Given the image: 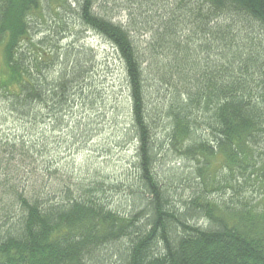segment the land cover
I'll use <instances>...</instances> for the list:
<instances>
[{"label": "trees", "instance_id": "trees-1", "mask_svg": "<svg viewBox=\"0 0 264 264\" xmlns=\"http://www.w3.org/2000/svg\"><path fill=\"white\" fill-rule=\"evenodd\" d=\"M43 1L0 0V264H264V0H149L144 46L76 0L122 62L136 172L57 199L27 191L21 166L38 123L66 118L87 87L80 52L45 57L29 37ZM183 157L191 167L170 165ZM115 190L123 211L107 204Z\"/></svg>", "mask_w": 264, "mask_h": 264}, {"label": "rangeland", "instance_id": "rangeland-1", "mask_svg": "<svg viewBox=\"0 0 264 264\" xmlns=\"http://www.w3.org/2000/svg\"><path fill=\"white\" fill-rule=\"evenodd\" d=\"M95 1V10L101 15L135 30L133 35L142 46L151 40L152 19L142 6L149 0ZM154 2L153 9H160L163 0ZM76 8V0H44L41 8L31 16L29 37L34 38V43L41 41L40 50L45 57H53L52 52L59 53L67 47L80 52L85 62L81 84L87 87L78 97L79 104L72 107L73 111L68 112L66 118L49 125L48 122L38 123L33 128L31 141L35 145L34 155L23 162L21 171L27 191L40 198L44 191L49 199L59 198L63 186L77 193L83 182L98 178L123 185L129 183L127 175L136 172L122 62L105 37L78 20ZM147 8L151 9V3ZM141 11L146 17L138 15ZM155 19L154 29L158 27ZM59 58L62 60L63 56L59 55ZM53 62V59L49 62L50 74L57 78L56 62ZM44 64H48L47 61ZM5 73L0 45V80L5 78ZM47 119L45 117V121ZM3 127L20 132L11 122ZM16 162L13 160L12 164ZM170 165L184 171L192 164L183 157V161L177 158ZM125 194L117 190L108 193L107 204L123 211L129 201ZM106 256L108 258L109 255Z\"/></svg>", "mask_w": 264, "mask_h": 264}]
</instances>
